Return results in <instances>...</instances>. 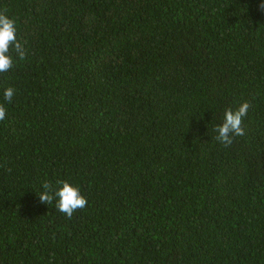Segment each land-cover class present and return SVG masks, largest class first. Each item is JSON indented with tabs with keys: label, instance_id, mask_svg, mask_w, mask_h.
<instances>
[{
	"label": "trees",
	"instance_id": "16d2710c",
	"mask_svg": "<svg viewBox=\"0 0 264 264\" xmlns=\"http://www.w3.org/2000/svg\"><path fill=\"white\" fill-rule=\"evenodd\" d=\"M261 4L0 0L26 51L0 73V264H264ZM61 180L71 219L37 196Z\"/></svg>",
	"mask_w": 264,
	"mask_h": 264
},
{
	"label": "clouds",
	"instance_id": "9594fccd",
	"mask_svg": "<svg viewBox=\"0 0 264 264\" xmlns=\"http://www.w3.org/2000/svg\"><path fill=\"white\" fill-rule=\"evenodd\" d=\"M260 8L264 10V4H261ZM13 51L20 60L26 56L24 44L17 37L16 21L5 12H0V73H7L13 67L14 60L11 54ZM14 94L13 88H7L3 93L4 100L11 103ZM249 108L250 104L245 101L235 110L225 109L222 123L214 129L217 133L215 136L217 142L227 148L232 145L235 137L245 134L242 124ZM6 111L5 105L0 103V121L6 118ZM58 184L60 186L54 189L49 182H43V190L37 194L39 202L48 205L55 200L57 210L71 219L77 210H83L87 206L88 200L78 186L64 180L58 181Z\"/></svg>",
	"mask_w": 264,
	"mask_h": 264
}]
</instances>
